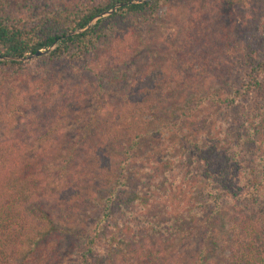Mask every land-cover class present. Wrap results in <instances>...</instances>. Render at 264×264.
Listing matches in <instances>:
<instances>
[{"label":"trees","instance_id":"trees-1","mask_svg":"<svg viewBox=\"0 0 264 264\" xmlns=\"http://www.w3.org/2000/svg\"><path fill=\"white\" fill-rule=\"evenodd\" d=\"M0 264H264V0H0Z\"/></svg>","mask_w":264,"mask_h":264},{"label":"rangeland","instance_id":"rangeland-1","mask_svg":"<svg viewBox=\"0 0 264 264\" xmlns=\"http://www.w3.org/2000/svg\"><path fill=\"white\" fill-rule=\"evenodd\" d=\"M214 7L215 6L210 1H202L199 4L194 3L191 7L190 6L176 7V9H172L171 11H165L163 9L160 10L159 19L153 25V28H152V31H150V34H149V31L143 32L144 41H147L148 43V52L146 51L147 55L150 56L149 53L151 49H153V47H156V48L166 47L167 44L170 47H172V43L170 42L176 41L179 35L184 34V32L181 31L180 29L182 26L183 27L185 26V21L189 17H194L198 15L197 17H199L198 20L200 21L198 31H200V35L203 36V33L206 32V30L203 31L204 23H203V20L200 18L208 14L211 21L214 20V15H215L214 13H216V10ZM163 13H169V14L164 15ZM201 13L202 15L200 16ZM229 55L230 53H226V57H228ZM215 57H217L218 60H222L224 58V57H218V56H215ZM32 59L34 58H31L29 60H32ZM140 59L141 60L139 61H143L145 59V56L141 57ZM29 60H26V61H29ZM63 68H64V65H60L57 67V70L63 74ZM194 69L197 70L198 67L196 66ZM198 77L199 79L203 77L206 79L205 81L203 80V82L205 83L208 82L207 81L208 78H206L207 76L202 74V76L199 75ZM29 89L30 91H32L31 88ZM52 92L53 91H49V95L52 94ZM102 104L106 105V102L102 100ZM93 108L94 106L92 105V103H90V101H87L83 105V108L80 111V113L83 114L85 111L91 110ZM77 130H78V125L69 124L67 127L62 129L61 131L62 139L68 140V141L77 139L79 137ZM48 195H49V192H46V195L43 198L45 200L46 205L51 204L50 199H48Z\"/></svg>","mask_w":264,"mask_h":264},{"label":"water","instance_id":"water-1","mask_svg":"<svg viewBox=\"0 0 264 264\" xmlns=\"http://www.w3.org/2000/svg\"><path fill=\"white\" fill-rule=\"evenodd\" d=\"M150 1H152V0H145V2H150ZM132 3H137V2H132ZM138 3H140V2H138ZM117 7H118L117 5L114 6V7H113L112 9H110L108 12H106V13H104V14H101V16H107V15H109V14L112 13L113 10H115ZM97 18H98V17H95V18H93L90 22H88L84 29H81V30H79V31H74V32H72V33H69L68 35H73V34H77V33H80V32H82V31H84V30L87 29V28L93 23V21H95ZM68 35H66V36H68ZM52 48H53V45H52L51 47H49L48 49H46V51L39 50V51L35 52L32 56H29V57H27V58H25V59H23V60L26 61V60H29V59H31V58H37V57H39V56H42V55L48 53Z\"/></svg>","mask_w":264,"mask_h":264}]
</instances>
